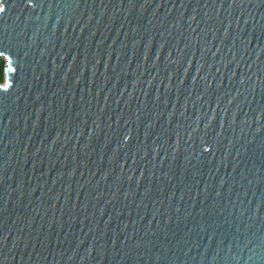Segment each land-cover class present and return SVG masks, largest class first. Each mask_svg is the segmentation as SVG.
I'll list each match as a JSON object with an SVG mask.
<instances>
[{"label":"water","instance_id":"obj_1","mask_svg":"<svg viewBox=\"0 0 264 264\" xmlns=\"http://www.w3.org/2000/svg\"><path fill=\"white\" fill-rule=\"evenodd\" d=\"M0 264H264V0H0Z\"/></svg>","mask_w":264,"mask_h":264},{"label":"trees","instance_id":"obj_2","mask_svg":"<svg viewBox=\"0 0 264 264\" xmlns=\"http://www.w3.org/2000/svg\"><path fill=\"white\" fill-rule=\"evenodd\" d=\"M5 65V59L3 57H0V83H3L5 80Z\"/></svg>","mask_w":264,"mask_h":264}]
</instances>
